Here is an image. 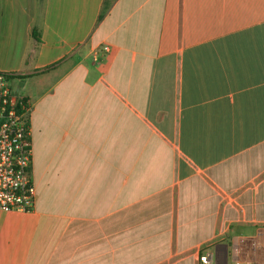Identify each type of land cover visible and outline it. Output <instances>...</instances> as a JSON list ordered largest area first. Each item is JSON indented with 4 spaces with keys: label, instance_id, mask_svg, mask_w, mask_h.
Wrapping results in <instances>:
<instances>
[{
    "label": "crops",
    "instance_id": "0c3cea01",
    "mask_svg": "<svg viewBox=\"0 0 264 264\" xmlns=\"http://www.w3.org/2000/svg\"><path fill=\"white\" fill-rule=\"evenodd\" d=\"M102 5L0 0L35 186L0 264H264V0Z\"/></svg>",
    "mask_w": 264,
    "mask_h": 264
},
{
    "label": "built area",
    "instance_id": "2783aa9c",
    "mask_svg": "<svg viewBox=\"0 0 264 264\" xmlns=\"http://www.w3.org/2000/svg\"><path fill=\"white\" fill-rule=\"evenodd\" d=\"M104 46L103 51H107ZM100 52L92 60L99 61ZM31 104L15 94L10 74L0 70V209L30 210L35 201L31 176L32 147L30 138ZM208 253L199 257L207 263Z\"/></svg>",
    "mask_w": 264,
    "mask_h": 264
},
{
    "label": "trees",
    "instance_id": "16d2710c",
    "mask_svg": "<svg viewBox=\"0 0 264 264\" xmlns=\"http://www.w3.org/2000/svg\"><path fill=\"white\" fill-rule=\"evenodd\" d=\"M42 0H39V2H41ZM115 0H103V5H102V8H101V12H100V15H99V19H101L106 13L107 11L109 10L110 6L113 4ZM33 35L35 36V31L33 30Z\"/></svg>",
    "mask_w": 264,
    "mask_h": 264
}]
</instances>
